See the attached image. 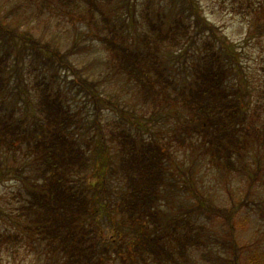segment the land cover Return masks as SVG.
Returning <instances> with one entry per match:
<instances>
[{
	"label": "trees",
	"instance_id": "obj_1",
	"mask_svg": "<svg viewBox=\"0 0 264 264\" xmlns=\"http://www.w3.org/2000/svg\"><path fill=\"white\" fill-rule=\"evenodd\" d=\"M63 1V6H73L72 13L88 14L79 0ZM84 1L89 5L88 27L109 50L108 59L114 71L137 85L142 114L132 115L130 110L124 111L118 103L104 98L96 79H93L94 86L76 77L75 83L95 111L88 124L93 130L92 148H87L88 137L79 139L78 129L86 126L88 120L79 109L72 111L65 89L52 83V73L46 76L39 69L29 87L23 89L26 102L33 110L32 119L16 117L11 110H0V141L7 148L17 145V150L22 151L24 147V156H32L31 164L39 163L40 173L28 188V203L42 211L34 232L44 241L45 264H61L60 257L63 264H103L102 256L110 252L124 264H192L188 250L200 247L205 248L202 256L206 259L226 264L223 262L230 258H219V253H212L209 244L225 246L228 239L235 240L234 230L227 229L225 237L214 238L213 231L193 221L190 212H210L212 206L198 193L190 177L183 179L184 190L196 201L188 208L187 216L171 220L159 207L167 179L174 174L170 161L167 163L169 156L173 159L174 149L166 143L169 154L163 142L144 137L140 131L150 129L155 116L171 111L183 120L172 131L178 143H194L190 135L183 134L193 129L197 142L201 141L204 153L213 163L233 166L234 157L262 135L256 124H248L242 118L246 108L243 94L238 88H227L231 71L238 74L241 70L237 50L205 18L194 0H173L178 11L165 28L162 19L149 16L146 2L147 29L136 34L141 45L123 41V28L113 22L99 0ZM129 20H133L131 15ZM0 30L6 32L4 39L16 49L17 64L24 62L28 55L30 64L41 59L42 64L57 62L70 68L68 57L81 47L75 41L63 50L52 42L36 40L29 32L14 33L2 22ZM196 37L202 38V44L199 45ZM163 44L176 50L162 51ZM6 56H0V99L7 84L3 76ZM175 63L182 68L172 76ZM70 70L76 72L74 67ZM107 103L114 104L112 109L122 119L111 128V141L116 140L112 151L107 147L102 127L96 123L102 106ZM183 109L189 110V117ZM89 150L94 152V158ZM230 213H222L229 215L226 223ZM94 228H106L110 236L102 237ZM246 258L250 264H263L256 255Z\"/></svg>",
	"mask_w": 264,
	"mask_h": 264
},
{
	"label": "rangeland",
	"instance_id": "obj_2",
	"mask_svg": "<svg viewBox=\"0 0 264 264\" xmlns=\"http://www.w3.org/2000/svg\"><path fill=\"white\" fill-rule=\"evenodd\" d=\"M79 1L81 8L89 14V5L84 0ZM194 1L199 3L205 18L237 50L241 70L238 74L231 71L227 88H238L239 93L243 94L242 100L246 108L245 117L242 118L248 124H256L262 135H258L257 140L243 148L238 157H234L233 166H222L213 163L204 153V146L201 141L197 142L198 136L193 129L183 131V134L190 135L194 143H178L172 137V131L183 122L182 117L177 118L171 111L163 116H155L150 129H141L140 132L144 137L151 136L163 142L169 154L166 143L174 149L173 159L170 160V156L167 158L174 174L167 179L159 207L171 220L187 216L188 208L193 207L196 201L189 191L184 190L183 179L190 177L198 193L212 206L210 212H190L193 221L203 223L213 231L214 238L217 236L221 239L226 236L227 229L234 230L232 237L235 240L228 239L225 246L221 243L209 244L212 253H219V258H230L223 262L226 264H250V260L246 258L250 255H256L259 262L264 264V0ZM146 2L149 16L155 20L162 19L163 28L178 11L173 0L98 1L112 16L113 22L123 28V41L130 45H141L136 34L147 29L144 16ZM63 5V0H0V22L9 30L13 29L12 32H29L36 40L52 42L63 50L75 41L81 46L68 57L67 62L71 60L72 65H69L70 68H64L57 62L42 64L41 59L30 64L31 57L28 55L24 62L17 64L14 59L16 49L11 46L10 41L4 39L6 32L0 30V56L7 54L3 72L7 84L3 99H0V110H11L16 117L32 119L33 110L27 104L29 102H26L23 89L29 87L38 69L46 76L52 73V83L65 89L72 111L79 109L80 114L88 120L86 126L78 129L81 136L79 139L88 137L85 146L92 148L90 134L93 130L88 124L95 111L92 102L85 98L83 91L75 83V78L86 79L94 86L93 79H96L102 96L118 103L124 111L130 110L132 115L142 114L141 97L133 80L129 81L124 74L114 71L108 59L109 50L88 27L89 15L72 13L73 6ZM130 15L133 20L127 21ZM196 39L199 45L202 44L201 37ZM166 48L176 50L168 44L161 46L162 51ZM73 67L75 73L70 70ZM181 68L180 64L175 63L172 76L181 71ZM113 105L107 103L102 106L101 113L97 116L99 121H96L98 127H102L107 147H111L110 151L116 142L111 141V128L118 124L117 120H122L116 110L112 109ZM175 106L180 108L179 105ZM182 112L187 117L190 116L187 114L189 110L183 109ZM8 114L10 117V112ZM130 124L135 130L134 124ZM124 128L127 129L128 126L125 125ZM251 138L254 139L252 136ZM3 142L0 141V264H45L44 241L34 232L42 211L28 203L30 184L35 182L34 178L40 173L39 163L31 164L32 156H24V147L19 151L17 145L7 148ZM89 153L94 158V152L89 150ZM175 167H179L180 171H176ZM40 181L39 178L38 184ZM115 185L116 181L112 186ZM226 211H231V218L227 223L226 217L229 215L222 214ZM94 229L102 237L110 236V231L106 228ZM204 249L200 247L188 250L192 264H216V261L202 256ZM102 260L103 264H124L112 252L105 253ZM59 261L63 264V257Z\"/></svg>",
	"mask_w": 264,
	"mask_h": 264
}]
</instances>
